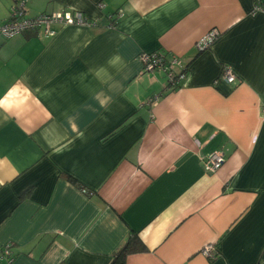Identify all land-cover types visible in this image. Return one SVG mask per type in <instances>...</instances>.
Here are the masks:
<instances>
[{"label": "crops", "instance_id": "1", "mask_svg": "<svg viewBox=\"0 0 264 264\" xmlns=\"http://www.w3.org/2000/svg\"><path fill=\"white\" fill-rule=\"evenodd\" d=\"M254 2L29 0V17L68 9L94 25L0 34V246L13 252L0 264H111L132 235L146 249L126 264H264V12ZM13 3L0 0V22ZM159 50L187 69L177 89L145 70L142 54ZM226 64L235 83L222 78ZM216 150L227 160L207 173L201 156Z\"/></svg>", "mask_w": 264, "mask_h": 264}, {"label": "built area", "instance_id": "2", "mask_svg": "<svg viewBox=\"0 0 264 264\" xmlns=\"http://www.w3.org/2000/svg\"><path fill=\"white\" fill-rule=\"evenodd\" d=\"M26 0H16L12 8V15L8 21L0 22V34L6 38H12L23 33H36L39 36L49 38L57 33L55 26L65 25H94L82 12L76 10L63 9L52 13H42L34 17L28 16V10L25 8ZM101 7L103 5H100ZM264 12V1L255 0L253 12ZM123 12L118 13V17H122ZM111 27L114 24H110ZM220 31L216 28L211 29L197 43V48L202 52L210 48L212 44L220 36ZM164 51H155L152 53L142 54V60L146 71L161 70L167 75L168 86L171 90L177 89L181 82L186 78L187 73L177 72L175 70L178 59L176 57L168 58ZM222 78L229 83H235L237 75L231 65H224ZM226 154L222 150H216L209 154L201 156V164L207 173L217 172L226 162ZM213 246L209 245L204 248V254L211 257L212 260L217 258ZM13 252L11 244L0 246V262L8 260L12 262Z\"/></svg>", "mask_w": 264, "mask_h": 264}, {"label": "trees", "instance_id": "3", "mask_svg": "<svg viewBox=\"0 0 264 264\" xmlns=\"http://www.w3.org/2000/svg\"><path fill=\"white\" fill-rule=\"evenodd\" d=\"M15 2H16V0H14L12 8L14 7ZM28 3H29V0H26L25 1V8L26 9H27ZM11 15H12V9H11L9 18L6 21H8L10 19ZM186 71H187V69L184 70L183 73H187ZM167 88H169V86H167ZM155 98L151 99V100L154 101ZM69 178L73 179L72 177H69ZM83 190L87 191V189H85V188ZM29 191L30 190L22 193L21 199H23L26 196H28L29 193H30ZM11 247H12V245H11ZM139 249H146V246L144 245V243L141 241V239L139 237H137L135 235H132L130 237V239L116 253L115 258H114V260L112 261L111 264H126V256L128 255V253L134 252V251L139 250ZM12 257H13V255H12Z\"/></svg>", "mask_w": 264, "mask_h": 264}]
</instances>
